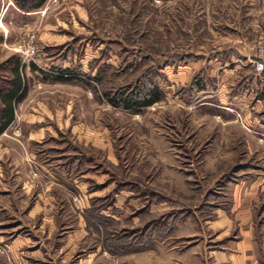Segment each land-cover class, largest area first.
<instances>
[{"label":"rangeland","instance_id":"374dc122","mask_svg":"<svg viewBox=\"0 0 264 264\" xmlns=\"http://www.w3.org/2000/svg\"><path fill=\"white\" fill-rule=\"evenodd\" d=\"M263 15L264 0H47L30 12L0 0V85L18 61L27 86L8 133L43 128L28 148L57 175L41 179L38 216L35 194L0 199V218L13 216L0 264H212L249 230L264 248V192L240 205L241 181L264 168L255 129L206 102L214 56L256 42L250 18ZM31 40L34 62L21 53ZM65 69L74 77L56 80ZM153 83L163 98L140 111L109 99ZM59 177L67 189L47 191Z\"/></svg>","mask_w":264,"mask_h":264},{"label":"crops","instance_id":"0c3cea01","mask_svg":"<svg viewBox=\"0 0 264 264\" xmlns=\"http://www.w3.org/2000/svg\"><path fill=\"white\" fill-rule=\"evenodd\" d=\"M250 21L259 29L257 34L258 40L256 42L246 41L243 46H230L222 52H218L223 54L224 59L221 57L222 54H220V58L216 55L214 56L215 59L212 61L213 66L208 70V76L211 78L212 85L210 91L206 92L209 97L206 102H208L210 107H214V109L219 111L223 109L224 111L227 109L235 111L236 114L241 115L242 121L247 126L255 129V131H252L253 133L246 135V137L248 139L250 137V141L256 142L254 145L251 144V147L255 148H250V151L255 152L261 162L264 163V72L260 75L255 74L253 66L249 64V57L254 46L264 39V15L262 17L252 16ZM238 59H243L244 62L242 63ZM203 88L197 92H202ZM230 113L231 117L235 116L232 111ZM18 119L19 116L17 111H15L13 122L0 135V199L8 205L14 202V196L19 195L27 199L35 194L34 203L28 212V217H35L39 215L40 211L38 205L40 204L39 201L43 192L41 179L47 180L49 177L53 179L55 173L47 169V166H40L38 164L39 160L35 159L34 154L28 148L27 142L30 139L40 138L45 135L46 132L43 128H40L37 132L31 131V133H28L25 137L26 141L16 138L18 136L17 133L14 134L16 135L14 137L8 133V130L12 126H16ZM42 129L43 131L40 132ZM248 177L251 180L250 182L248 181L249 179H245V181H241L240 183L241 189H246L245 192H241L240 194V199H242L240 205L247 204L250 198L253 197L254 192L256 194L264 192V168L261 171L260 169L257 170L256 174ZM61 180L62 177H59L58 181L49 180L46 190L52 189L53 191L58 188V191L66 190L65 180ZM62 195H65V193L62 192ZM51 196L53 197V194ZM249 196L251 197L249 198ZM52 197H50L51 201L54 198ZM42 214L44 216V213ZM242 214L245 213L239 212L236 218L238 219ZM10 217L13 216H8L6 221L3 220L6 217L0 218V224L4 221L6 223L10 222ZM10 224L12 225V223ZM18 225L15 224V226ZM246 225L247 223L245 222ZM12 231L17 230H10L11 234ZM242 234L243 237L238 243L232 244L224 252H218L219 255L216 256V260L212 264H264V248H258L255 245L251 237V230L243 231ZM13 236L15 237L9 242L6 241L4 245L6 250L12 255L21 252L26 241L24 236L20 235L19 232ZM4 237L5 235L2 236L0 234V243L4 241ZM183 264L198 263L183 262Z\"/></svg>","mask_w":264,"mask_h":264},{"label":"trees","instance_id":"16d2710c","mask_svg":"<svg viewBox=\"0 0 264 264\" xmlns=\"http://www.w3.org/2000/svg\"><path fill=\"white\" fill-rule=\"evenodd\" d=\"M47 0H31L26 3V0H13L16 6L24 11L30 12L40 8ZM24 65L18 61L13 64L11 69V77L0 85V135L11 125L14 120V112L17 104L24 99L27 93V86L23 77ZM34 71L36 68L31 66ZM73 71L65 69L58 71L55 76L56 80H67L73 78ZM5 84V85H4ZM192 89L196 91L202 90L203 85L196 78L191 84ZM163 98L161 89L156 83L150 84L148 87L136 86L132 91L120 92L117 96L110 95V101L115 106L130 111H140L143 108L149 107Z\"/></svg>","mask_w":264,"mask_h":264},{"label":"built area","instance_id":"2783aa9c","mask_svg":"<svg viewBox=\"0 0 264 264\" xmlns=\"http://www.w3.org/2000/svg\"><path fill=\"white\" fill-rule=\"evenodd\" d=\"M22 55L25 60L34 62V56H36V47L29 42L22 50ZM249 64L253 66L255 74L260 75L264 72V39L260 40L253 48L250 57Z\"/></svg>","mask_w":264,"mask_h":264}]
</instances>
